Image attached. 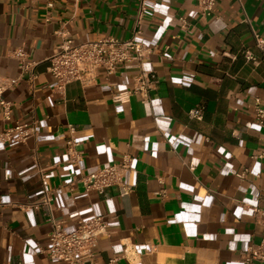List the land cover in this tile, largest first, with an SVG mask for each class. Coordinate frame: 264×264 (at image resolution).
I'll use <instances>...</instances> for the list:
<instances>
[{
  "label": "crops",
  "instance_id": "0c3cea01",
  "mask_svg": "<svg viewBox=\"0 0 264 264\" xmlns=\"http://www.w3.org/2000/svg\"><path fill=\"white\" fill-rule=\"evenodd\" d=\"M142 0H0V76L17 79L6 93L13 103L9 123H39L26 142H0V201L27 204L53 193V220L73 231L80 220L105 217L109 236L100 239L96 264H242L241 252L258 245L264 229L253 215L264 211V62L256 57L254 32L264 38V0H217L203 18L199 0H147L137 39L151 55L145 64L159 84L150 103L132 95L135 63L113 74L101 69L95 83L54 88L48 58L68 36L87 43L113 36L135 37ZM184 18L190 32L181 29ZM26 53L25 69L15 51ZM206 107L203 121L188 112ZM76 127L84 157L70 164L66 140ZM133 156L120 198L70 190L73 179ZM39 168L47 170L44 185ZM165 190L161 197L159 192ZM53 226L44 209L0 211V264H63L45 250ZM153 247V252L149 248ZM129 252L126 254L125 249ZM264 264V263H255Z\"/></svg>",
  "mask_w": 264,
  "mask_h": 264
},
{
  "label": "built area",
  "instance_id": "2783aa9c",
  "mask_svg": "<svg viewBox=\"0 0 264 264\" xmlns=\"http://www.w3.org/2000/svg\"><path fill=\"white\" fill-rule=\"evenodd\" d=\"M30 2H43L48 8H54L56 0H29ZM75 6L82 0H73ZM147 0H142L138 14L137 25L139 26L135 37L130 40H120L117 37L109 36L97 41L87 43H76L68 36H62V41L51 57L48 58L49 72L55 80L54 88L63 92L72 83L80 82L85 85L95 83L98 79V72L106 70L108 74H113L120 65L135 63L139 74L135 79L133 90L118 94L114 97V102L118 104H128L132 95H139L143 103H150L151 94L159 84L156 73L145 68L149 60L151 50L136 37L140 33L139 28L143 22L147 9ZM217 0H199V10L203 18H208L214 14ZM181 29L190 32L189 24L184 18H179ZM256 47L261 53V58L256 57L250 50L242 51L246 62L254 66L264 62V38L254 32ZM17 58L21 60V68L25 69L24 60L26 53L22 49L15 51ZM17 79L0 76V121L9 123L13 113V103L6 98V93L12 90L17 84ZM206 107L198 104L188 112L191 121L201 122L204 119ZM255 118L264 127V109L260 106L255 108ZM39 123L32 121L24 124H12L0 130V142L9 144L11 142H26L38 135ZM69 137L66 140L68 162L80 166L83 161V151L80 149L81 143L76 137V127L69 126ZM264 153L255 158H262ZM133 156L124 154L118 163L100 166L96 170L78 179H73L70 183V190L82 183L84 191H94L102 197H107L110 188L118 189L119 197L124 199L129 197L133 188L127 184L126 176L132 170ZM39 175L44 185L48 182L47 170L39 168ZM163 197L165 190L159 192ZM7 207H17L23 211L44 209L51 218L52 232L50 234V244L45 250L50 259L63 264H96V248L101 238L109 236V223L105 217H94L80 220L73 231H68L62 222L53 220V193L46 191L38 200L27 204L4 203L0 201V211ZM255 220L264 229V211L255 208L253 212ZM153 247L149 252H153ZM129 252L128 248L125 253ZM240 260L242 264L264 263V234L258 245H252L247 250L241 252Z\"/></svg>",
  "mask_w": 264,
  "mask_h": 264
}]
</instances>
